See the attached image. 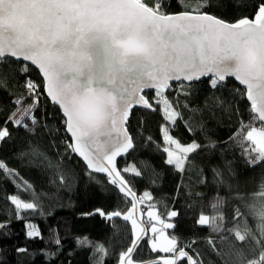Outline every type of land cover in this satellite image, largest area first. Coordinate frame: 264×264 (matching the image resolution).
I'll return each instance as SVG.
<instances>
[{"label": "snow or ice", "instance_id": "6c2138e0", "mask_svg": "<svg viewBox=\"0 0 264 264\" xmlns=\"http://www.w3.org/2000/svg\"><path fill=\"white\" fill-rule=\"evenodd\" d=\"M173 3L174 0H0V18L15 12L23 20L11 25L0 22V65L7 57H12L20 62L21 66L16 70L25 77L31 74L32 66L38 67L43 74L47 97L59 106L62 113L64 151L86 162L89 177L93 173L106 174L110 178L106 183L114 189L107 197L115 198L111 209L95 207L78 213L77 218L99 216L111 227L113 219L125 212L123 220L132 222L136 235L131 246L122 247L118 252L113 250L118 264H134V261L145 264L142 257L137 259L134 255L139 242L144 239L140 234L146 229L137 224L133 211L137 203L143 198L151 199V196L149 191L138 196L131 186L132 181L122 174L130 169L117 167L118 157L138 147L137 136L130 134L127 126L131 110L135 106L156 110L145 90H154L155 97L160 98H153L155 105L163 104L164 118L172 125H176L179 118L187 125L186 130L205 133L203 143L193 138L184 146L169 135V127L161 128L166 165L186 173L194 166L195 155L203 153L197 182L210 191L189 193L186 199L191 201L192 210L199 211L195 224L206 229L209 225L201 215L205 212V204L198 202H206L208 211H214L216 204L211 202V197L218 195L221 188L231 190L235 185L239 190L241 185L247 188L250 182L236 167L235 159L228 157L220 143L215 142L207 131L208 119H215L218 111L225 114L228 111L226 99L220 93L224 89L241 97L246 93L252 120L264 125V0H258L254 18H249L251 10L244 0H197L194 10L185 4V10L171 14L168 8ZM91 31L106 35L118 60L117 69L128 66L135 69L130 78L109 77L83 83L75 79L67 82L62 78L65 73H80L87 62L86 54L77 48L65 50L64 45L70 39L78 43ZM57 41L61 42L60 49L54 47ZM202 78H207L210 91L199 104L191 106L195 100L192 92L198 91L195 84L200 82L203 85ZM229 78L246 86L245 93L233 88ZM170 82H178L180 96H165L166 89L172 90ZM24 87L32 96V103L23 106L24 101L19 97L12 101L14 109L0 125V151L5 144L14 146L23 132L27 151L18 149L14 157L21 162L27 157L28 164H33L32 157L36 156L37 148L31 137L38 134L37 129L49 132V128L33 114L42 99L37 85L26 80ZM205 113H208L207 118ZM247 139L255 144L251 152L258 154L242 156L243 166L254 167L257 162L264 163V126L252 127L247 132ZM153 141L152 135L146 136L143 147L147 149L153 145L154 151H158V145ZM171 145H175V150ZM40 155L47 159L44 153ZM49 167L53 166L50 164ZM54 167L59 173L58 180H49L47 190L33 191L31 185L27 186V191L32 192L28 200L19 194L8 196L13 211L0 219V241L11 240L18 235L12 230L14 218L16 222H23L26 242L40 240L44 243V248L34 252H29L26 246H14L12 249L18 257L30 255L33 262L42 258L43 264H55L64 252L68 237L61 235L64 230L61 226L66 222L59 220L49 225L47 221L55 220L51 208L64 207L60 203L63 194L75 193L78 180L74 165L62 167L58 163ZM131 171L136 178L141 177V172L135 167ZM0 173L9 181L18 175L3 157H0ZM251 182L264 188V179ZM183 188L184 185L178 184L176 191ZM121 201L131 204V210H116L120 208ZM37 215L45 223V229L34 222ZM147 215L162 225L158 229L151 224V232L159 235L150 241V250L175 254V258H163L162 264H177L181 258H185L187 264H198L194 259L195 253L190 254L192 245L185 250L183 244L177 247L176 235H165V229L174 230L179 226L181 213L178 210L166 209L162 214L164 218L153 211ZM220 231L215 225L211 226V233ZM73 240L75 250H89L90 264H106L110 258L104 243L92 242L87 235H77ZM108 240L111 242L112 237ZM75 250H69L68 256H73ZM150 264H160V261L152 260Z\"/></svg>", "mask_w": 264, "mask_h": 264}, {"label": "trees", "instance_id": "16d2710c", "mask_svg": "<svg viewBox=\"0 0 264 264\" xmlns=\"http://www.w3.org/2000/svg\"><path fill=\"white\" fill-rule=\"evenodd\" d=\"M247 8L251 10L249 18H254V9L258 0H244ZM190 6L194 10L197 0H174L169 13L175 14L185 10L184 5ZM11 65V67H10ZM20 63L7 58L0 65V125L14 109L12 101L19 97L24 101L23 106L32 103V96L24 87L25 81L35 83L41 93V102L38 108L34 109L33 114L41 120V124H48L49 132L37 129V135L31 137V142L37 148L36 156L32 157L33 164H28L26 157L23 162L14 157L18 150L27 151L24 148L25 140L23 132L20 133L19 139L15 145L5 144L3 151H0V157L6 159L10 168L15 169L18 173L15 180L9 181L0 173V219L7 213L13 211L10 201L7 197L12 194H19L23 199H30L32 192L27 191V186L31 185L33 191L47 190L49 180H58L59 173L54 167L61 164L62 167L75 166V172L78 174L77 188L75 193L63 194L60 201L64 207H52L51 211L55 214V220L48 219L47 224H54L56 221L63 220L66 223L61 227L62 236L68 239L64 245V252L56 260L55 264H90V252L88 249L75 250L73 237L87 235L92 242L104 243L110 258L106 264H118L113 256V250L116 252L122 247L131 246L134 240L135 231L132 228V222H124L120 219H113L111 227L108 222L99 216L79 219L77 214L88 212L95 207L103 206L105 209H111L115 198L108 199L114 189L106 183L110 178L107 176L88 175L86 166L74 154L64 151V129L62 124V113L58 107L51 104L46 97L44 83L39 73L31 68V74L27 77L20 74L18 69ZM233 88L239 89L240 93L245 91L240 88L233 80H229ZM198 91H193L195 97L193 105L199 104L201 100L210 91L207 88V80L203 85L195 84ZM222 98L226 99L225 107L227 113L218 111L215 119H208L207 131L214 138L215 142L220 143V147L227 153L228 157L234 158L238 170L249 179L247 188L243 185L237 190L236 186L229 190L227 187L220 189L218 195L211 197V202L216 204L214 211H208L206 202L205 212L202 216L209 218V229L200 227L195 224L199 211L192 210L191 201L186 199L189 193H208V187H201L197 182L198 173L203 162V153L195 155L193 167L186 173L174 169L173 166L166 165L167 154L163 153V144L161 128L169 127V135L176 139L181 145L186 146L193 138L203 143L205 133L197 130L192 133L186 130L187 125L177 118V124L172 125L170 121L164 118L163 104L155 105V93H146L150 102L154 103L155 111L135 110L129 117L128 127L130 134L137 136L138 147L132 151L126 159L120 160L118 169L127 166L130 170L128 173H122L126 179L132 181V187L137 191L138 196H142L144 191H149L151 199L143 198L142 212L144 214V223L148 228L151 220L146 217V211L151 208L158 210L160 216L166 209L178 210L181 213L179 226L174 230H168V234L176 235L177 247L182 244L185 250H189L192 245L190 254L195 253L194 259L198 264H264V188L257 183L251 182L264 179V163L257 162L254 167H244L241 157H247L249 153L256 156L258 153L251 152L254 144L247 139V132L252 127H262L261 122L252 120L250 104L245 96L233 92L229 93L224 89L220 93ZM173 95L180 96V90L174 86L165 96L172 98ZM182 98V97H181ZM155 99H160L155 97ZM208 117V113H205ZM11 127V125H9ZM148 135L154 137L153 144L158 145V151H154L153 145L147 149L143 147L144 138ZM69 142L71 140L69 139ZM175 150V145L170 146ZM44 153V156L40 155ZM179 154V153H178ZM191 155V154H190ZM71 157V159H69ZM42 161V163H41ZM218 162V161H217ZM53 167H49V165ZM186 168L188 163L186 162ZM135 167L141 172V177L136 178L131 169ZM158 174V175H157ZM182 184L184 188L176 191L177 185ZM15 185V186H14ZM72 197V200H69ZM149 205H153L149 207ZM47 208V204L45 205ZM131 204L124 201L120 202V208L116 210H130ZM126 214L122 212V215ZM42 229H45V223L37 215L34 217ZM215 225L221 231L211 233V226ZM260 226V230L258 229ZM23 222H16L13 218L12 230L18 235H14L11 240L4 239L0 241V262L6 261L7 264H43L42 258L33 262L32 257L28 254L17 256L12 250L14 246H26L29 252L38 251L44 248L42 241L26 242L24 240ZM112 237L111 242L108 238ZM150 233L139 248L135 256L137 259L143 258L145 262L157 260L160 258H171L170 254L152 252L150 249ZM49 248L52 246L49 245ZM69 250H75V254L68 256ZM134 263H136L134 261ZM181 264H187L186 261Z\"/></svg>", "mask_w": 264, "mask_h": 264}, {"label": "water", "instance_id": "95a60500", "mask_svg": "<svg viewBox=\"0 0 264 264\" xmlns=\"http://www.w3.org/2000/svg\"><path fill=\"white\" fill-rule=\"evenodd\" d=\"M0 22L4 23L6 25H11L14 22H21L22 23L23 20L15 12H13L11 14V16H6L3 18H0ZM54 47L56 49H60L61 48V42L57 41V43L55 44ZM64 48H65V50H71L73 48H77L79 51L83 52L87 56V62H86L84 68L81 70L80 73L69 72V73L62 74V78L65 79V81H67V82H71L73 79H75L81 83H83L84 81L97 82L100 80H106L109 77L125 78L126 79V78H130L135 72V69L131 66L119 68V69L116 68V66L118 64V60L115 56L114 51L112 50V48L110 46V41L108 40V38L106 37V35L104 33L96 32V31L88 32L87 34H85L84 38L82 40H80L78 43L75 42L74 40L70 39L69 42L66 45H64ZM7 58L16 61L12 57H7ZM16 62H18V61H16ZM18 63H20V62H18ZM28 63L30 64V62H28ZM32 68L35 69L39 73V75L42 79L43 74L41 72H39L38 67L32 66ZM202 79H203V81L207 80V78H202ZM229 80H233L240 88H242L245 91L246 86L239 85L238 82H236L234 80V78H229ZM42 81H43V79H42ZM43 83H44V81H43ZM170 83L172 84V88H173L174 86H177L178 82H170ZM199 83L200 82H196V84H199ZM44 90H45V94L47 97L46 89L44 88ZM168 92H169V90L166 89L165 95ZM146 93H155V92H154V90H145V94ZM47 98L51 104H53L59 108L58 105L54 104L51 101L50 97H47ZM245 98H246V93H245ZM247 102L250 104V101L247 100ZM135 110H145V109H142L138 106H135L131 110L130 115ZM145 111H152V110H145ZM130 115H129V117H130ZM69 139H70V134H69ZM129 154H126L122 157H118L117 158V166H118L119 161L126 159ZM76 157L80 161H82L83 164L86 166V162H84L82 158H80L78 156H76ZM87 170L90 171L89 169H87ZM93 174L97 175V176H106V174H103V173H93ZM128 199L130 200L131 197H129ZM130 210H131V208H130ZM133 217H134V219H136L138 225H140L141 227L146 229V231L144 233L140 234L144 237V239L139 242V245H141V243L145 239L148 238L149 232H148V228L146 227V225L144 223V214L142 212V204L140 202L137 203L136 209L133 211ZM115 219H120V220L124 221L123 215H121V217L115 218ZM129 221H131V220H129ZM124 222H128V221H124ZM135 235H136V232H135ZM134 239H135V237H134ZM136 251H135V253H136ZM135 253H134V255H135ZM171 258H175V256L171 257ZM162 259L163 258L157 259V261H160V264H162ZM184 261H186V259L181 258V259L177 260V264H181ZM150 262L151 261L145 262V264H150ZM134 264H136V263H134Z\"/></svg>", "mask_w": 264, "mask_h": 264}, {"label": "rangeland", "instance_id": "374dc122", "mask_svg": "<svg viewBox=\"0 0 264 264\" xmlns=\"http://www.w3.org/2000/svg\"><path fill=\"white\" fill-rule=\"evenodd\" d=\"M256 128H259V127H256ZM250 130H251V129H250ZM250 142H252V141H250ZM254 146H255V144H254ZM149 211H153V212H155V213L157 214L158 217L162 218V217L160 216V214H159V212H158L157 209H155V208H151V209H148V210L146 211V217L148 218V220H151V218H149L148 215H147V213H148ZM204 217L206 218V222H207V224H208V223H209V218H208L207 216H204ZM169 222H171V221H169ZM151 224H155L156 227H157L158 229L162 227V225H161L157 220H151V222H150V226H149V233H150L149 244H150V247H151V243H150V241L153 240V239H157V237H158V235H159V233H152V232H151ZM258 229H259V230L261 229L259 225H258ZM168 230H169V229H165V235H169V234H168ZM157 242H159V241H157ZM177 246H178V245H177ZM156 253H162V252H156ZM162 254H165V255L170 254V255L173 256V257L175 256V254H173V253H162ZM165 258H168V257H165Z\"/></svg>", "mask_w": 264, "mask_h": 264}]
</instances>
